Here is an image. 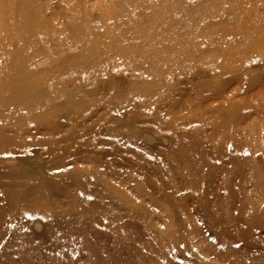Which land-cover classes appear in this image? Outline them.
<instances>
[{
  "label": "rangeland",
  "instance_id": "rangeland-1",
  "mask_svg": "<svg viewBox=\"0 0 264 264\" xmlns=\"http://www.w3.org/2000/svg\"><path fill=\"white\" fill-rule=\"evenodd\" d=\"M0 264H264V0H0Z\"/></svg>",
  "mask_w": 264,
  "mask_h": 264
},
{
  "label": "bare ground",
  "instance_id": "bare-ground-1",
  "mask_svg": "<svg viewBox=\"0 0 264 264\" xmlns=\"http://www.w3.org/2000/svg\"><path fill=\"white\" fill-rule=\"evenodd\" d=\"M107 155H108V153H107Z\"/></svg>",
  "mask_w": 264,
  "mask_h": 264
},
{
  "label": "snow or ice",
  "instance_id": "snow-or-ice-1",
  "mask_svg": "<svg viewBox=\"0 0 264 264\" xmlns=\"http://www.w3.org/2000/svg\"><path fill=\"white\" fill-rule=\"evenodd\" d=\"M89 198H91V197H89Z\"/></svg>",
  "mask_w": 264,
  "mask_h": 264
}]
</instances>
